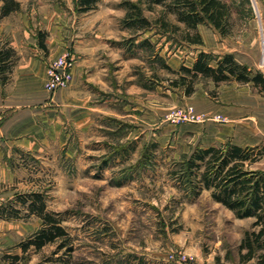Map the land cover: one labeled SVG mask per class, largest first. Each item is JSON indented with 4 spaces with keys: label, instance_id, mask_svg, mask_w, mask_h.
<instances>
[{
    "label": "rangeland",
    "instance_id": "374dc122",
    "mask_svg": "<svg viewBox=\"0 0 264 264\" xmlns=\"http://www.w3.org/2000/svg\"><path fill=\"white\" fill-rule=\"evenodd\" d=\"M18 1L20 11L11 17L19 19L35 46L42 36L51 48L68 52L74 66L86 49L99 57L105 83L87 84V90L93 106L107 113L97 112L90 129L69 133L63 145L7 158L27 171L18 173L12 198L43 191L46 209L58 213L71 237V250L57 252V244H46L21 253L17 244L40 227V220L0 219V258L18 253V264H243L237 245L254 219L235 217L205 189L187 197L173 177L175 162L195 148L191 136L206 135V124L222 121L172 87L169 81L177 76L162 64L177 70L191 66L199 50L231 49L253 56L252 70L264 74V0H225L230 34L221 37L200 24L204 45L189 44L184 36L193 31L165 5L149 6L147 0H99L86 13L78 12L76 0ZM127 2L140 6L151 28L135 32L126 25ZM207 81L200 77L194 88L214 97ZM188 106L206 119H178ZM253 167L263 171L264 159Z\"/></svg>",
    "mask_w": 264,
    "mask_h": 264
},
{
    "label": "trees",
    "instance_id": "16d2710c",
    "mask_svg": "<svg viewBox=\"0 0 264 264\" xmlns=\"http://www.w3.org/2000/svg\"><path fill=\"white\" fill-rule=\"evenodd\" d=\"M245 1V0H242ZM99 0H76L78 12L86 13L95 9ZM152 4L165 5L175 15L186 30L184 38L191 45H202L203 39L197 31L200 24L209 25L221 37L229 35L230 4L225 0H147ZM0 18L20 11L18 0H0ZM129 12L126 25L135 32L151 28V22L141 12L138 4L126 3ZM165 22L163 25H167ZM144 42V41H142ZM38 45L45 48L44 38L38 39ZM16 59L14 49L8 41L0 40V79L5 81L7 72ZM163 68L175 73L170 85L184 95L195 92L196 81L201 78L211 79L216 85L228 81L248 83L264 90V74L253 71L246 65L237 63L231 53H214L200 50L196 53L191 66L181 64L174 70L168 64ZM21 155H26L23 152ZM29 155V153H27ZM264 159V143L255 147L237 146L230 142L207 147L195 146L189 154L175 162L176 178L181 191L189 198H195L202 189L210 191L213 201L231 210L239 219H254L238 243V259L245 264H264V171L253 166ZM10 167L13 162L8 160ZM3 185L0 184V187ZM18 205V206H17ZM35 216L40 220V227L17 245L21 253L31 247L40 250L46 244H57L56 251L62 248L71 250L68 232L61 223L58 213L46 209V195L40 191L16 193L7 203L0 204V219L15 221ZM21 256L5 253L0 264H18Z\"/></svg>",
    "mask_w": 264,
    "mask_h": 264
},
{
    "label": "crops",
    "instance_id": "0c3cea01",
    "mask_svg": "<svg viewBox=\"0 0 264 264\" xmlns=\"http://www.w3.org/2000/svg\"><path fill=\"white\" fill-rule=\"evenodd\" d=\"M14 13L18 12L0 18V35L6 36L16 53L5 81L0 79V184L3 185L0 203L12 198L10 188L20 180L18 173L27 172L20 165L9 166L7 158L12 152L38 154L46 146L63 145L69 133L90 129L97 112L107 113L93 106L92 94L87 90V84L101 87L105 83L104 66L99 57H93L92 51L86 49L75 64L71 84L66 89L47 92L44 89L46 65L63 53L61 47L51 48L46 41L45 51L35 46V39L29 36L19 19L11 17ZM225 52L252 70L253 56H242L231 49ZM207 89L214 90L215 96L196 89L193 96L188 97L190 102L196 109L209 116L220 115L223 120L214 125L206 124V131L209 130L206 135L191 136L194 147L226 141L240 147L264 143V90L252 82L228 81L216 85L211 79L207 81Z\"/></svg>",
    "mask_w": 264,
    "mask_h": 264
},
{
    "label": "built area",
    "instance_id": "2783aa9c",
    "mask_svg": "<svg viewBox=\"0 0 264 264\" xmlns=\"http://www.w3.org/2000/svg\"><path fill=\"white\" fill-rule=\"evenodd\" d=\"M74 67V60L68 52L50 60L46 65L44 89L49 93H53L56 90L67 88L73 81ZM170 117L173 119V115H170ZM177 118L197 121L206 119V116L203 113L194 112L193 108L188 106L180 115H177ZM212 118L217 121L223 120L220 115H215Z\"/></svg>",
    "mask_w": 264,
    "mask_h": 264
}]
</instances>
